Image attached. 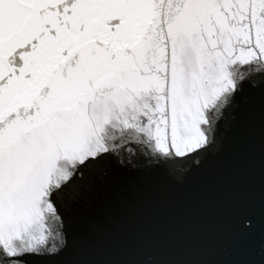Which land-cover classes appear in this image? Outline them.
<instances>
[{
    "label": "snow or ice",
    "instance_id": "6c2138e0",
    "mask_svg": "<svg viewBox=\"0 0 264 264\" xmlns=\"http://www.w3.org/2000/svg\"><path fill=\"white\" fill-rule=\"evenodd\" d=\"M233 138L224 235L264 264V0H0V264H256L148 253L104 222L125 181H180Z\"/></svg>",
    "mask_w": 264,
    "mask_h": 264
},
{
    "label": "water",
    "instance_id": "95a60500",
    "mask_svg": "<svg viewBox=\"0 0 264 264\" xmlns=\"http://www.w3.org/2000/svg\"><path fill=\"white\" fill-rule=\"evenodd\" d=\"M247 161L238 153L237 141L225 142L224 150L209 156L182 180L157 179L137 194L125 181L123 199L131 207L111 221H104L119 243L121 233L143 251L181 259L251 260L259 264L258 242L225 236L219 207L224 187L242 178ZM84 225H73L76 233Z\"/></svg>",
    "mask_w": 264,
    "mask_h": 264
}]
</instances>
